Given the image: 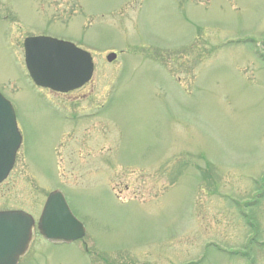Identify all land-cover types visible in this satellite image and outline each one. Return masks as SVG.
<instances>
[{
    "label": "rangeland",
    "instance_id": "obj_1",
    "mask_svg": "<svg viewBox=\"0 0 264 264\" xmlns=\"http://www.w3.org/2000/svg\"><path fill=\"white\" fill-rule=\"evenodd\" d=\"M30 37L92 81L38 87ZM0 93L23 139L0 211L38 221L59 190L86 228L35 229L19 264H264V0H0Z\"/></svg>",
    "mask_w": 264,
    "mask_h": 264
},
{
    "label": "water",
    "instance_id": "obj_2",
    "mask_svg": "<svg viewBox=\"0 0 264 264\" xmlns=\"http://www.w3.org/2000/svg\"><path fill=\"white\" fill-rule=\"evenodd\" d=\"M27 69L35 84L59 93L82 88L93 77L91 55L72 43L49 37L25 40ZM115 54L108 56L112 62ZM15 111L0 94V184L10 175L21 146ZM35 220L23 211L0 212V264H18L32 240ZM42 236L52 243H72L84 238V225L73 215L64 195L52 192L38 222Z\"/></svg>",
    "mask_w": 264,
    "mask_h": 264
}]
</instances>
